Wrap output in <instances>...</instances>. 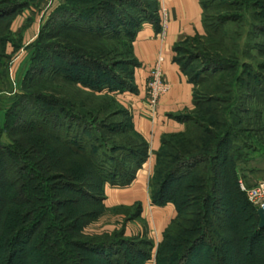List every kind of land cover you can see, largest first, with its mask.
I'll return each mask as SVG.
<instances>
[{
  "label": "trees",
  "instance_id": "1",
  "mask_svg": "<svg viewBox=\"0 0 264 264\" xmlns=\"http://www.w3.org/2000/svg\"><path fill=\"white\" fill-rule=\"evenodd\" d=\"M199 1L205 35L175 48V61L194 88L193 107L179 117L184 130L163 139L151 185L153 205L176 210L158 252L153 240H129L125 230L102 238L85 233L105 209L106 186H131L149 159L132 115L120 113L130 120V136L118 145V126L100 123L83 102L51 91L58 83L99 97L137 93L133 45L145 23L162 32L158 0L154 6L141 0L79 1L85 8L67 0L45 27L47 37L30 46L35 53L23 93L6 115L12 145L0 144V264H147L155 251L156 264H254L264 237V229H255L257 208L251 202L255 216L249 213V226L240 230L223 205L226 195L245 197L238 164L247 161L251 147L238 135L244 131L238 119L250 110L238 105L256 101L252 112L264 114V77L248 65L245 93L237 92L240 77L213 55L216 31ZM30 6L0 0V86L10 79L13 21ZM255 32L264 35V27ZM48 37L64 41L46 43ZM190 41H206L203 58L180 57ZM115 43H123L124 54L110 50ZM200 61L203 68L193 75L192 65ZM120 66L133 71L124 77ZM133 206L143 210L141 202Z\"/></svg>",
  "mask_w": 264,
  "mask_h": 264
},
{
  "label": "rangeland",
  "instance_id": "2",
  "mask_svg": "<svg viewBox=\"0 0 264 264\" xmlns=\"http://www.w3.org/2000/svg\"><path fill=\"white\" fill-rule=\"evenodd\" d=\"M18 3H30V7L23 10L25 20H15L12 24L13 40L12 44L8 45V55L11 58L9 67V81L2 82L0 86V144L12 145L7 131V113L13 107V100L16 94L23 93V83L27 77L29 68L31 66L34 49L33 45L42 35L47 37L48 22L52 15L63 5L68 4L67 0H12ZM69 5L85 8V5L79 4L81 0H68ZM143 3H148L154 6V0H141ZM204 5L205 17L207 18V25L211 30H215L216 38L214 39L213 55L218 57L222 62L232 67V75L238 74L240 79L237 85L240 89L237 92L244 94L246 81L248 79L247 71L248 65H252L257 72L264 77V35L255 32L256 27H264V0H202ZM224 19H231L225 24ZM224 22V27H223ZM221 27H223L221 29ZM205 30V29H204ZM210 30V31H211ZM47 31V32H46ZM205 35V32H204ZM46 39V40H45ZM43 39L46 43L56 42L63 43L64 38L55 40L50 37ZM110 50H117V54H124L123 43H115L110 46ZM202 47H208L206 41H190L182 45L180 57L196 55L202 57L204 54ZM16 49H19L16 51ZM116 58L119 56L116 55ZM117 62V61H116ZM186 62V61H185ZM197 62L192 65L191 71L193 75L198 74L202 65ZM186 64V63H183ZM198 65V66H197ZM120 72L124 73L126 77L133 68L120 66ZM49 87V84L45 85ZM51 89L52 92H58L57 96L64 97L68 95L73 102H78L81 106L83 102L88 111L94 112L93 115L97 117L100 123H106L109 126H118L120 129L115 135L114 141L118 145L126 142L130 136V120L126 115L120 114L126 109L120 103V94L113 97L110 96H95L92 93H85L81 89L75 87L64 86L61 84H54ZM59 97V98H60ZM62 97V98H63ZM238 105L249 109L248 113H239L238 135L247 142L251 150H245L248 154L247 161L238 164V175L241 192L257 187L264 181V114H258L252 109L256 107L258 102L242 100ZM261 105V104H260ZM243 106V107H242ZM127 110V109H126ZM256 110V109H255ZM128 111V110H127ZM252 119L255 124H248ZM127 132V133H126ZM153 175L154 170L149 178V200L146 201V209L138 211L133 205H118L111 200L104 201L105 209L101 212L95 221L85 228V233L89 237L102 238L106 235H111L115 232H122L125 230L126 238L131 240L135 238L138 241L146 239L153 240L156 250L158 252L162 240L163 232L170 225L172 220L176 217L175 207L169 210H164V216H159L161 211L157 210L152 203L153 194ZM109 187V185H107ZM111 189H121L120 186H110ZM110 198V197H109ZM122 202V201H118ZM230 202L232 205L230 206ZM223 207L229 215L233 227L240 230H245L247 226V217L249 213L255 216L254 207L249 202L245 192V197H232L226 195L224 198ZM159 216V217H158ZM160 218V219H159ZM258 220L255 221V229L259 227ZM249 226V225H248ZM247 226V227H248ZM264 233V232H263ZM264 236V235H263ZM259 253L255 257L254 264L259 262L264 264V237H260L258 241ZM157 252L154 253V260L147 264H156ZM256 261V262H255Z\"/></svg>",
  "mask_w": 264,
  "mask_h": 264
},
{
  "label": "crops",
  "instance_id": "3",
  "mask_svg": "<svg viewBox=\"0 0 264 264\" xmlns=\"http://www.w3.org/2000/svg\"><path fill=\"white\" fill-rule=\"evenodd\" d=\"M158 13L161 23L166 25L165 36L153 24H143L133 45L139 65L134 75L137 93L127 92L119 96L120 103L132 115L136 131L149 145V159L131 186L118 190L106 186L105 189L107 199L113 198L117 206L141 202L143 211L146 209V201L150 199L149 176L156 167L163 139L184 130L185 126L179 117L186 115L193 107L194 88L175 61V48L185 40L202 36L205 32L203 9L199 0H158ZM15 20L24 21V14H19ZM160 56L164 58V80L170 83L171 89L161 99L156 117H152L147 107L146 90L150 72ZM170 208L173 206L157 209L161 211L159 216H164V210Z\"/></svg>",
  "mask_w": 264,
  "mask_h": 264
},
{
  "label": "built area",
  "instance_id": "4",
  "mask_svg": "<svg viewBox=\"0 0 264 264\" xmlns=\"http://www.w3.org/2000/svg\"><path fill=\"white\" fill-rule=\"evenodd\" d=\"M163 36H165L166 25L162 24ZM163 62L164 58L160 56L157 62L154 64L149 80L147 83V92H146V102L150 115L152 117H156V110L161 101V99L170 91L171 86L170 83H167L164 80L163 73ZM249 198V201L259 209H264V181L260 183L257 187L246 190L243 189Z\"/></svg>",
  "mask_w": 264,
  "mask_h": 264
},
{
  "label": "water",
  "instance_id": "5",
  "mask_svg": "<svg viewBox=\"0 0 264 264\" xmlns=\"http://www.w3.org/2000/svg\"><path fill=\"white\" fill-rule=\"evenodd\" d=\"M258 216L260 219L259 227H260V229H264V209L258 210Z\"/></svg>",
  "mask_w": 264,
  "mask_h": 264
}]
</instances>
